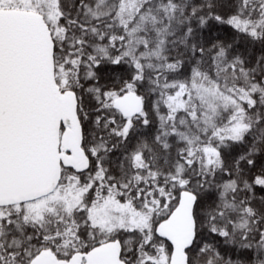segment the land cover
Masks as SVG:
<instances>
[{
    "label": "snow or ice",
    "instance_id": "6c2138e0",
    "mask_svg": "<svg viewBox=\"0 0 264 264\" xmlns=\"http://www.w3.org/2000/svg\"><path fill=\"white\" fill-rule=\"evenodd\" d=\"M0 264H264V0H0Z\"/></svg>",
    "mask_w": 264,
    "mask_h": 264
}]
</instances>
